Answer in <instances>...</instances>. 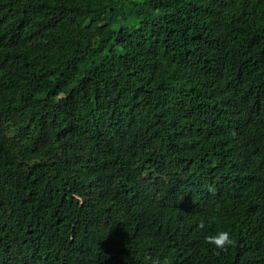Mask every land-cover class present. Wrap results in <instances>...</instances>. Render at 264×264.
Wrapping results in <instances>:
<instances>
[{
    "label": "trees",
    "instance_id": "obj_1",
    "mask_svg": "<svg viewBox=\"0 0 264 264\" xmlns=\"http://www.w3.org/2000/svg\"><path fill=\"white\" fill-rule=\"evenodd\" d=\"M146 255L264 264V0H0V264Z\"/></svg>",
    "mask_w": 264,
    "mask_h": 264
},
{
    "label": "clouds",
    "instance_id": "obj_2",
    "mask_svg": "<svg viewBox=\"0 0 264 264\" xmlns=\"http://www.w3.org/2000/svg\"><path fill=\"white\" fill-rule=\"evenodd\" d=\"M209 191H212L211 186L209 187ZM199 228L201 230L205 228L203 221H201ZM203 243L218 254L219 252H226L230 247H234L236 245V240L229 231L219 230L215 233L205 235ZM144 260L145 264H167L166 259L161 260L159 258H154L151 255H146Z\"/></svg>",
    "mask_w": 264,
    "mask_h": 264
}]
</instances>
